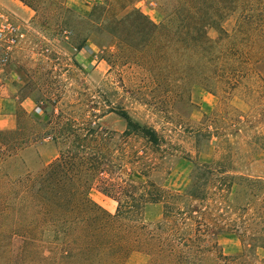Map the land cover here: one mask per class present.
<instances>
[{
  "label": "rangeland",
  "instance_id": "374dc122",
  "mask_svg": "<svg viewBox=\"0 0 264 264\" xmlns=\"http://www.w3.org/2000/svg\"><path fill=\"white\" fill-rule=\"evenodd\" d=\"M169 1L137 0L125 5V0H21L34 15L27 36L5 66L21 75V96L40 110L19 111L15 129L23 130L29 145L21 151L23 160L36 172L65 150V142L56 145L50 137L40 138L59 129L57 122L74 119L81 128L97 124L110 151L106 158L112 163L109 174H98L86 193L114 214L117 203L103 189L105 184L120 182L117 165L131 152L122 137L125 122L119 114L125 111L162 137L158 150L147 152L142 141L133 147L138 156L148 154L150 159L151 154L155 170L149 180L156 185L175 191L187 186L196 143L207 151L201 162L218 163L223 176H234L229 208L224 191L218 198L216 217L223 229L207 243L217 248L210 259L220 260L221 255L233 257L236 264H264V59L253 67L261 80H247L229 95H213L189 85L181 73L170 71L166 50L159 62L138 52L139 21L128 16L136 10L158 25ZM97 8L105 11L93 13ZM235 19L228 18L224 29L230 31ZM207 35L219 40L213 29ZM84 42L90 53L83 51L80 59L76 48ZM44 106H48L46 114L41 111ZM197 133L200 136L195 138ZM131 180L146 179L134 173ZM160 211L159 206L148 207L147 222L156 221ZM20 241L13 239L11 247L16 249ZM1 245L0 264H7V240ZM244 246L251 247L250 252ZM149 260L145 253L133 252L124 264Z\"/></svg>",
  "mask_w": 264,
  "mask_h": 264
},
{
  "label": "trees",
  "instance_id": "16d2710c",
  "mask_svg": "<svg viewBox=\"0 0 264 264\" xmlns=\"http://www.w3.org/2000/svg\"><path fill=\"white\" fill-rule=\"evenodd\" d=\"M128 16L139 21L138 52L159 62L166 50L170 71L181 73L189 85L229 95L247 80L260 79L253 67L264 59V0H170L158 25L136 10ZM232 16L235 24L228 31L223 24ZM208 29L218 41L208 37ZM76 50L90 53L85 42ZM47 108L41 111L46 114ZM119 115L131 152L117 165L120 182L103 189L117 203L114 214L86 193L98 174H109L112 163L97 124L81 128L74 119L57 122L59 129L40 138L68 146L36 172L23 160L29 148L23 130L0 131V248L7 240V264H124L133 252L149 256L148 264H236L233 257L210 259L217 248L207 244L223 229L216 217L218 198L224 191L229 208L234 176H223L218 163L201 162L207 151L196 143L187 186L175 191L156 185L149 180L155 170L151 154L150 159L138 156L133 147L142 141L147 152L158 150L162 137L125 111ZM134 173L146 180L133 182ZM151 206L161 211L156 221L147 222ZM17 237L21 243L14 249Z\"/></svg>",
  "mask_w": 264,
  "mask_h": 264
},
{
  "label": "crops",
  "instance_id": "0c3cea01",
  "mask_svg": "<svg viewBox=\"0 0 264 264\" xmlns=\"http://www.w3.org/2000/svg\"><path fill=\"white\" fill-rule=\"evenodd\" d=\"M9 10L18 18L24 28L25 35L29 27V20L34 12L19 0L7 1ZM83 50L77 51V56H82ZM15 51L10 56L13 58ZM81 59V58H80ZM23 78L12 67L4 66L0 68V131H10L17 127V117L19 111L32 113L36 105L28 97L21 96Z\"/></svg>",
  "mask_w": 264,
  "mask_h": 264
},
{
  "label": "built area",
  "instance_id": "2783aa9c",
  "mask_svg": "<svg viewBox=\"0 0 264 264\" xmlns=\"http://www.w3.org/2000/svg\"><path fill=\"white\" fill-rule=\"evenodd\" d=\"M11 0H0V68L4 67L11 54L24 41V28L15 15L6 8L5 4ZM15 19V20H14ZM39 112V108H36Z\"/></svg>",
  "mask_w": 264,
  "mask_h": 264
}]
</instances>
